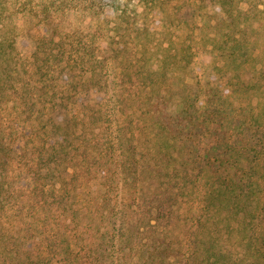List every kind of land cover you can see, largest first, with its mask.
Segmentation results:
<instances>
[{
	"label": "trees",
	"instance_id": "obj_1",
	"mask_svg": "<svg viewBox=\"0 0 264 264\" xmlns=\"http://www.w3.org/2000/svg\"><path fill=\"white\" fill-rule=\"evenodd\" d=\"M111 2L106 0L100 6H110L108 3ZM226 20L234 28L235 23L230 19H214L213 23L210 19L203 21L207 27L212 26L216 30V35L212 36L214 39L207 35L213 43V53L219 48L220 52L215 54L223 59L216 70L220 72L232 68L236 73L227 77L225 86L232 88L233 92H238V88L250 91L255 87L256 79H264V65L257 69V76L254 73L248 78L241 76L244 67L253 65L256 60L248 46L242 43V38L222 33V23ZM129 21H125L126 30L133 32L138 40L133 50H141L140 54L145 56L148 49L141 40L149 35L148 38L157 41L155 26L149 30L150 27L138 19ZM178 22L176 26L189 30V19H179ZM155 23L162 27L172 26L160 21ZM43 25L47 26L48 22ZM192 36L193 32L189 37ZM187 37L176 45L170 42L164 50L160 69L147 74L142 73L143 65H138L136 56L124 57L122 53L126 45L115 49L114 61L121 55L117 63L120 99L115 108L121 113L118 122L122 124L124 134H129L125 136L127 155L118 167L134 172L144 171L148 181L139 193H135L131 202H127L130 196L124 194L125 191L121 193L120 198L115 199V210L112 208L108 213L115 221L116 233L111 240L118 241L114 264H264V120L261 119L264 110L255 114L254 106H249L248 110L241 107L240 112L245 111L242 118H229L235 111L228 108V91H223L210 79L202 83L199 80L194 85L183 82L178 91L167 86L165 79L175 81L176 74L186 76L192 72L194 53L192 46L186 44ZM54 38L52 33L41 37L37 43L34 41L30 65L42 61V67H38L41 70L50 67L51 60L55 59V69L60 70L65 81L73 84L80 67L83 74L88 73L90 86L95 87V65L88 64L83 57L76 65L61 51L62 41H55ZM50 45L59 48L56 53L49 48ZM12 46L8 39L1 37L0 98L10 90L7 88L9 79L14 82L21 79L15 72L18 65L11 57L15 56ZM41 54L45 55L42 59ZM161 82L167 87L162 88ZM12 91L19 98L25 97L18 88ZM200 93H203L204 100L199 99ZM174 96H178L179 101L172 109ZM58 104L64 103L60 101ZM67 123L65 127H68ZM74 125L77 127L76 123ZM58 127L64 129V125ZM135 131L143 135L141 140ZM62 132L58 141L34 143L30 147L32 153H37L39 162H34L35 168L26 188H14L10 183L14 173L10 161L14 159L16 150L9 148V143H5L0 132V264H51V254L55 250H51L53 247L48 241L42 242L43 239L50 241L51 236L40 237L46 232L47 225L42 224L45 227L41 229L37 224L39 220H36L44 213L37 192L43 196L46 186L51 187L59 198L57 206L63 211V222L74 223L75 228H79L82 217L87 219L95 212L88 211L77 200L68 203L69 199L78 196L76 187L71 184L77 178L78 167L85 170L82 176L87 170L88 175L95 170L88 169V165L79 161L78 157L68 156L65 145L71 133ZM197 138L206 139L205 149L195 147ZM93 155V159L97 160L98 151H94ZM96 172L99 173V169ZM200 178L205 180L198 182ZM192 188L198 192L202 214L194 221L193 229L187 227L186 222L187 230L184 232L178 223L183 221L185 213L183 215L179 211L190 210L187 197L192 196ZM32 195L37 197L30 206L31 219H27L23 210ZM142 205L144 208L141 210ZM93 216L97 218L98 214ZM134 216L138 220L133 224ZM83 227L89 228L86 223ZM83 233L85 231L81 227L80 231H73L72 240L65 237V248L58 253L59 258L61 256L59 264H86L79 254L88 250L85 244L90 248L91 243L86 242ZM104 237L103 234L101 238ZM40 244L41 247L38 246Z\"/></svg>",
	"mask_w": 264,
	"mask_h": 264
},
{
	"label": "rangeland",
	"instance_id": "obj_2",
	"mask_svg": "<svg viewBox=\"0 0 264 264\" xmlns=\"http://www.w3.org/2000/svg\"><path fill=\"white\" fill-rule=\"evenodd\" d=\"M111 1L108 3L110 6L102 7L100 5L106 0H0V39L4 37L9 40V44L13 45L11 48L15 56L11 57L18 65L15 66L17 69L15 72L21 78L20 80L15 79V82L9 79L7 88L10 90L6 93L7 97L5 95L0 98V132L5 138V143H9V148L16 150L14 159L10 161L14 171L13 177L10 175L12 182H8L14 188H26L30 183L32 170L35 168L34 162L37 161V153L35 151L32 153L30 147H33L34 143L58 141L63 130L65 134L69 131L71 133L69 142L65 145L68 156L78 157L79 161L88 165V169L95 170L89 175L86 174L87 170L82 176L85 170L78 167L77 178L71 181L77 189L78 196L75 199H69L68 203L71 204L77 200L88 211H95L93 215L98 214L97 218L92 214H89L87 219L83 216L79 228H75L74 223L69 225L68 222H63V215H61L63 211L57 206L59 198H56V193L51 187L46 186L43 196L37 192L44 212L41 217H37L36 220H39L37 224L41 226V229L45 227L42 224L47 225L46 232L42 230L40 237L47 234L51 236L50 241L43 239L42 242L48 241L53 247L51 250H55L51 254L53 258L51 264H59L61 256L59 258L58 253L65 248V237L72 240L73 231L76 229L80 231L81 227L85 231L82 237L86 242L91 243V249L88 248V244H85L88 250L80 252V259L86 264H114L118 241L111 240L116 230H114L115 221L108 213L112 208L115 210V206L113 207L115 199L120 198L121 193L125 191L124 194L130 196L127 202H131L135 193H139L141 187H144L142 185L148 181V175L144 171L134 172L118 167L127 155L125 147L128 145L125 136L128 137L129 134H124L122 124L118 122L121 113L115 108L120 99V77L117 63L121 55L118 60L114 61L117 47L126 45L122 53L124 57L136 56L138 65H143L142 73L147 74L160 69L164 59V50L170 42L175 44L188 36L186 44L192 46L194 53L192 72L186 76L176 74L175 81L165 79L167 86L170 85L178 91L179 85H184V83L194 85L199 80L202 83L210 79L214 85L217 83L223 91H228V102L230 103L228 108H232L236 114L229 115V118L232 116L237 119L242 118L245 111L240 112L241 107L248 110L249 106H254L255 114H261L264 110V79L260 77L256 79L255 87L250 91L238 88V92H233L232 88L225 86L227 77L234 76L236 71L230 67L220 72L216 70L223 59L217 57L220 52L219 48L213 53V43L207 36L214 39L212 36L216 35V30L212 26L207 27L203 22L209 19L212 23L214 19L233 20L234 28L229 25V20L222 23V33L227 32L236 38H242V43L248 46V50L254 55L255 63L251 66L246 65L241 76L248 78L253 73L257 76V69L264 65V0ZM130 19H138L146 23L150 27L149 30L155 26V31H157L155 38L158 40L154 42L151 40L152 37L148 38L149 35L141 40L148 49L145 56L140 54L141 50L138 52L133 50V45L138 40L133 32L126 30L125 21ZM179 19H189V30L183 29L181 25L176 26L179 24ZM45 21L48 22L47 26L43 25ZM157 21L172 26L162 27L155 23ZM191 31L193 36L190 38ZM52 33L55 41H62L61 51L65 53L66 58L69 57L78 65L77 62L83 57L88 64L95 65L93 78L96 81L95 87L90 86L88 73L83 74V69L81 70L80 67H78L80 71L76 72L78 76L73 84L65 81L60 70L55 69V59L51 60L50 67H43L41 70L38 67H42V61L36 65H30L34 41L37 43L41 37ZM49 48L54 53L59 49L56 45H50ZM43 57L45 55L41 54V59ZM11 66L13 67L14 64L11 63ZM15 76L16 74L13 73V77ZM152 78L158 80L156 76ZM27 84L31 85L25 86ZM160 85L162 88L167 87L163 82ZM14 88H18L19 93H23L25 97L19 98L12 91ZM161 91L164 92L163 89ZM199 99H205L203 93H200ZM20 101L27 102V104ZM60 101L64 104L59 105ZM178 101V96L172 98V109L176 107L174 105ZM239 113L241 114L238 116ZM261 119L264 120V114ZM67 122L69 125L65 127ZM58 125H64L62 127L64 129H59ZM72 132L75 134L73 135ZM134 133L138 135L139 140L143 138L141 133L137 131ZM195 147L205 149L206 139L197 138ZM94 151H98L97 160L92 157ZM140 153L142 155V151ZM98 169L99 173L96 172ZM204 180L200 178L198 182ZM191 194L192 196L187 197L190 210L179 211L183 215L185 213L183 221L178 223V227L184 232L187 230L185 223L187 222V227L193 229L194 221L202 214L198 192L192 188ZM36 197L37 195H32L31 200L24 207L23 214L27 219H31L30 206ZM142 208L144 205L140 207L141 210ZM44 214L49 218H46ZM134 217L136 218L133 224L138 220L137 216ZM83 223H86L89 228L83 227ZM162 227L165 228V223ZM103 234L105 237L101 238ZM38 246L41 247L42 244Z\"/></svg>",
	"mask_w": 264,
	"mask_h": 264
}]
</instances>
